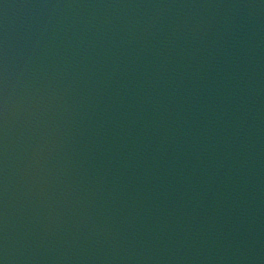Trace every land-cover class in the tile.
<instances>
[{
  "label": "water",
  "instance_id": "95a60500",
  "mask_svg": "<svg viewBox=\"0 0 264 264\" xmlns=\"http://www.w3.org/2000/svg\"><path fill=\"white\" fill-rule=\"evenodd\" d=\"M0 264H264V0H0Z\"/></svg>",
  "mask_w": 264,
  "mask_h": 264
}]
</instances>
